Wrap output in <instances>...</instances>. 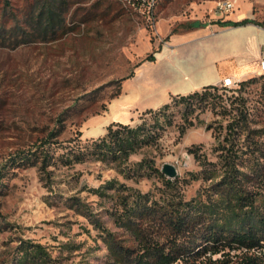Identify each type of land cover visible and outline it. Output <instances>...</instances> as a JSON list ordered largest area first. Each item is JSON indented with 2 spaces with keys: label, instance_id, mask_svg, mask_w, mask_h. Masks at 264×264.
<instances>
[{
  "label": "rangeland",
  "instance_id": "1",
  "mask_svg": "<svg viewBox=\"0 0 264 264\" xmlns=\"http://www.w3.org/2000/svg\"><path fill=\"white\" fill-rule=\"evenodd\" d=\"M213 5L210 0H59L63 18L46 28L36 20L41 0H0V264H112L98 225L117 242L136 245L113 212L130 190L160 198L167 191L165 179L173 181L174 196L226 212L219 181L228 153L247 175L242 182L255 199V211L264 215V74L259 72L232 88L212 89L216 100L179 102L161 115L145 109L123 122H147L154 135L125 163L71 156L73 150L85 153L100 137L86 128L88 120L110 118L124 81L148 55L160 57L167 44L163 29L198 16L193 7L205 17ZM235 97L246 100L248 130L228 128L230 116L215 104ZM42 138L51 140L46 149L52 160L45 169L41 160L16 159ZM165 163L176 166L177 176L162 171ZM213 174L219 175L209 178ZM37 245L42 257L34 260ZM215 258L221 261L207 264H240L243 252Z\"/></svg>",
  "mask_w": 264,
  "mask_h": 264
},
{
  "label": "trees",
  "instance_id": "2",
  "mask_svg": "<svg viewBox=\"0 0 264 264\" xmlns=\"http://www.w3.org/2000/svg\"><path fill=\"white\" fill-rule=\"evenodd\" d=\"M42 7L38 11L37 22L45 21L47 27L61 22L62 7L57 6L59 0H41ZM255 20L244 18L239 21H225L232 25H242ZM155 59L154 54L144 60ZM143 60V61H144ZM133 75V74H132ZM130 75V76H132ZM224 89L219 85H206L202 89L187 94H173L172 100L164 103L159 109L148 108L147 112L161 115L173 104L179 102L193 105L198 99L208 100L211 96L216 100L211 90ZM221 108V113L228 114V128L244 131L250 129L249 110L243 97H235L230 101L223 98L215 102ZM185 116V115H184ZM172 121L169 119L168 123ZM186 131V126L181 132ZM57 135V134H56ZM154 136L147 122L132 126L120 121L111 122L106 133L92 140L85 153L73 150V158L82 159L94 156L101 160H119L127 162L131 154L144 141ZM147 139V140H146ZM51 140L41 139L38 145L29 150H23L16 159L23 161L41 160V168L45 169L51 162L50 151L46 145ZM196 155V153H194ZM223 156V155H222ZM226 165L221 174L220 196L226 200V212L214 204L201 207L197 200H187L176 197L169 191L173 185L171 179H165L167 188L160 198L151 192L138 189L130 190L120 197L118 209L113 212L116 223L129 231L136 245H124L116 241L114 235L102 225L104 241L113 258L112 264H207V261L217 263L221 258L212 259L218 253L226 255L233 250L242 251L240 264H264V215L254 209L255 199L243 184L244 171L236 167L235 159L226 154L223 158ZM234 160V161H233ZM143 165V161L139 162ZM219 174H213L214 178ZM3 176L0 175V178ZM1 185V183H0ZM1 190V187H0ZM249 206V207H247ZM32 249L34 260L42 257L41 251ZM205 259V260H204ZM39 260V259H38Z\"/></svg>",
  "mask_w": 264,
  "mask_h": 264
},
{
  "label": "crops",
  "instance_id": "3",
  "mask_svg": "<svg viewBox=\"0 0 264 264\" xmlns=\"http://www.w3.org/2000/svg\"><path fill=\"white\" fill-rule=\"evenodd\" d=\"M210 1L214 5L205 17L193 7V14L198 16L186 17L179 25L163 29L167 44L160 57L144 60L124 81L122 92L111 102L110 118L90 119L86 128L92 127L96 136H102L111 122H129L138 112L168 102L173 94L219 85L225 76L241 80L259 72L264 57V0H240L239 6L224 18L213 10L217 0ZM244 18L256 22L224 23Z\"/></svg>",
  "mask_w": 264,
  "mask_h": 264
},
{
  "label": "built area",
  "instance_id": "4",
  "mask_svg": "<svg viewBox=\"0 0 264 264\" xmlns=\"http://www.w3.org/2000/svg\"><path fill=\"white\" fill-rule=\"evenodd\" d=\"M151 3L154 2V0H149ZM240 0H217L216 6L213 8L214 12L218 15L219 18H224L228 14H230L232 11H234L239 6ZM203 9V7H200V10ZM208 10V7H207ZM209 8V12H210ZM196 11V13H198ZM259 71L264 72V57L260 60V69ZM239 80L235 79L232 76H225L221 79L219 86L225 89L232 88L236 86L237 82Z\"/></svg>",
  "mask_w": 264,
  "mask_h": 264
},
{
  "label": "water",
  "instance_id": "5",
  "mask_svg": "<svg viewBox=\"0 0 264 264\" xmlns=\"http://www.w3.org/2000/svg\"><path fill=\"white\" fill-rule=\"evenodd\" d=\"M162 171L167 174L169 177H175L178 174V170L174 164L165 163Z\"/></svg>",
  "mask_w": 264,
  "mask_h": 264
},
{
  "label": "bare ground",
  "instance_id": "6",
  "mask_svg": "<svg viewBox=\"0 0 264 264\" xmlns=\"http://www.w3.org/2000/svg\"><path fill=\"white\" fill-rule=\"evenodd\" d=\"M260 74H264V72L259 71Z\"/></svg>",
  "mask_w": 264,
  "mask_h": 264
}]
</instances>
